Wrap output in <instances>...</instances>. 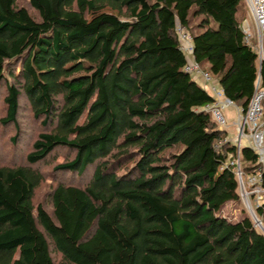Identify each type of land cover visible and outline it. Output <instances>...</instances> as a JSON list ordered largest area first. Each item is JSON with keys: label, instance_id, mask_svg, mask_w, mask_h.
<instances>
[{"label": "trees", "instance_id": "1", "mask_svg": "<svg viewBox=\"0 0 264 264\" xmlns=\"http://www.w3.org/2000/svg\"><path fill=\"white\" fill-rule=\"evenodd\" d=\"M28 1L38 18L0 0L2 122L17 125L25 100L43 129L24 163L0 164V264H264V206L263 228L221 213L240 199L224 166L235 147L220 145L228 132L177 32L246 109L264 58L246 40L245 0ZM61 150L54 169L80 183L55 185L50 214L35 204L39 166ZM242 153L254 172L257 155Z\"/></svg>", "mask_w": 264, "mask_h": 264}, {"label": "built area", "instance_id": "2", "mask_svg": "<svg viewBox=\"0 0 264 264\" xmlns=\"http://www.w3.org/2000/svg\"><path fill=\"white\" fill-rule=\"evenodd\" d=\"M245 2L249 7L254 24L256 25L257 36L260 41H263L264 0H245ZM243 29L246 33V40L250 42L253 35L251 33V23L248 19L244 20ZM177 32L181 42V49L188 56V64L185 70L191 73L196 79L202 78L205 82L212 85L215 100L207 104L205 109L211 112L220 128H225L228 125V120L223 111L228 107L236 105V103L225 95L220 86V88L218 87V81L213 78L210 72L203 70L195 60L191 32L182 25L177 27ZM253 48L255 49L254 46ZM255 51L258 53L259 59L263 60L264 56L261 52L256 49ZM239 116V122L236 123V138L231 140L226 136L220 142V145L230 143L235 147V151L228 157L224 166L235 172L239 182L240 197L251 210V217L255 225L263 228L262 219L257 214V208L264 206V87L261 85L260 78L256 82L255 91L247 108H239ZM244 143H249L247 146L254 151L258 158L257 168L252 173H246L243 167L242 150L245 147Z\"/></svg>", "mask_w": 264, "mask_h": 264}, {"label": "rangeland", "instance_id": "3", "mask_svg": "<svg viewBox=\"0 0 264 264\" xmlns=\"http://www.w3.org/2000/svg\"><path fill=\"white\" fill-rule=\"evenodd\" d=\"M20 6H24L29 9V11L33 14L34 17L38 18L37 13L30 6L28 0H18ZM246 8L249 9L246 4ZM101 12H113L112 9L109 8H100L91 12V16L101 13ZM115 12V11H114ZM251 13V12H250ZM248 15L249 21L251 22L252 14ZM244 22V21H243ZM180 24H178L179 26ZM251 33L253 37L251 38V45L255 47L256 50L261 52L264 56V40L260 41L257 36V28L256 25L251 22ZM198 81L202 84H206L208 86V91L213 94L210 84L205 82V80L198 78ZM207 89V88H206ZM0 164H14L25 162V158H27V154L32 149L33 142L38 137L40 131L43 129L39 124L38 120L34 118L31 110L25 106V100H22V109L19 112L18 123L17 125H13L11 123L4 124L2 122V118L5 117L6 114V104L4 101L5 96V88L0 90ZM239 108H241L238 104L233 105L223 112L227 117L228 123L239 122ZM234 134V133H231ZM17 136V143H12V137ZM249 143H244L247 146ZM69 157V153L66 150H61L57 152V155L48 159L47 164L40 165L39 167L43 169L45 173V181L43 184L37 189L35 194V204L43 205V207L50 213H53V204L51 200V191L55 187V185L60 180H65L69 183L79 184L80 177L72 175H62L61 171H56L54 167L64 162ZM86 178H82L83 181ZM240 194V193H239ZM223 216L227 217L231 221H238L246 216H252L251 210L249 209L246 202H244L241 197L238 201H230L226 203L221 210ZM52 255L53 258L59 262L61 260V254L58 253L54 245L52 246Z\"/></svg>", "mask_w": 264, "mask_h": 264}, {"label": "crops", "instance_id": "4", "mask_svg": "<svg viewBox=\"0 0 264 264\" xmlns=\"http://www.w3.org/2000/svg\"><path fill=\"white\" fill-rule=\"evenodd\" d=\"M248 12H247V17H246V19H248L249 20V17H248V15H249V13H250V10L248 9L247 10ZM250 15H251V13H250ZM250 19H252V24L254 25V20H253V17L252 18H250ZM250 22V21H249ZM250 22V23H251ZM202 79V78H201ZM198 80V79H197ZM204 80V79H203ZM201 84V83H200ZM202 85V84H201ZM203 86L205 87V88H207V90H208V86L206 85V84H204L203 83ZM220 85H219V83H218V87H219ZM210 87H211V89H212V85L210 84ZM220 88V87H219ZM212 94V93H211ZM229 108V107H228ZM227 109V108H226ZM223 129H225V130H227V132H228V137L231 139V140H234L235 138H236V135H237V133H236V123L233 121L232 123H228V125L225 127V128H223ZM231 133H234V134H231Z\"/></svg>", "mask_w": 264, "mask_h": 264}]
</instances>
